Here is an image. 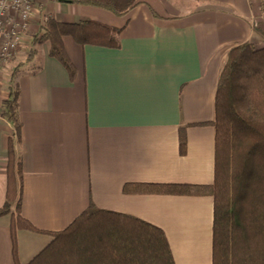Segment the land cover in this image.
<instances>
[{
  "label": "crops",
  "instance_id": "obj_1",
  "mask_svg": "<svg viewBox=\"0 0 264 264\" xmlns=\"http://www.w3.org/2000/svg\"><path fill=\"white\" fill-rule=\"evenodd\" d=\"M30 1L16 52L0 70V207L7 200L13 135L22 168L19 213L42 230L16 231L19 264H27L52 232L90 203L162 228L175 264H212L211 195L126 193L123 185L212 182L219 74L232 46H264V0H140L123 15L76 2ZM43 17H87L121 28L118 44H80L64 35L71 78L49 55L48 41L32 45ZM5 20L21 18L9 8ZM32 47L36 52L26 60ZM10 85L18 95L17 134L3 115ZM9 204L10 211L0 215V264H14L10 221L16 201Z\"/></svg>",
  "mask_w": 264,
  "mask_h": 264
},
{
  "label": "trees",
  "instance_id": "obj_2",
  "mask_svg": "<svg viewBox=\"0 0 264 264\" xmlns=\"http://www.w3.org/2000/svg\"><path fill=\"white\" fill-rule=\"evenodd\" d=\"M106 9L123 15L140 0H62ZM121 28L87 17L77 22L47 18L32 45L48 41L49 55L56 57L74 76L62 37L70 35L80 44L116 46ZM36 52L30 48L26 60ZM16 64L11 71L12 80ZM17 90L8 87L5 118L20 128ZM214 173L208 184L128 182L126 193L211 195L212 264H264V46L250 42L232 46L219 74L214 97ZM7 194L0 215L16 201L17 213L10 221L12 256L18 262L16 231L35 228L19 213L17 184L21 161L16 157L15 138L8 137ZM186 151L184 131L179 152ZM18 181V182H17ZM53 239L27 264H175L164 233L157 225L133 215L101 209L90 203L64 229L52 232Z\"/></svg>",
  "mask_w": 264,
  "mask_h": 264
},
{
  "label": "built area",
  "instance_id": "obj_3",
  "mask_svg": "<svg viewBox=\"0 0 264 264\" xmlns=\"http://www.w3.org/2000/svg\"><path fill=\"white\" fill-rule=\"evenodd\" d=\"M12 8L17 11L21 20L9 24L5 20L6 11ZM33 4L30 0H0V70L4 63L15 54L22 30L27 26V20L31 15ZM46 17H43V22Z\"/></svg>",
  "mask_w": 264,
  "mask_h": 264
}]
</instances>
